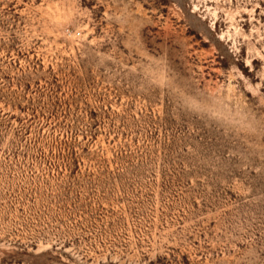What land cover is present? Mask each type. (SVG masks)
I'll use <instances>...</instances> for the list:
<instances>
[{"label":"rangeland","instance_id":"374dc122","mask_svg":"<svg viewBox=\"0 0 264 264\" xmlns=\"http://www.w3.org/2000/svg\"><path fill=\"white\" fill-rule=\"evenodd\" d=\"M0 264H264V0H0Z\"/></svg>","mask_w":264,"mask_h":264}]
</instances>
